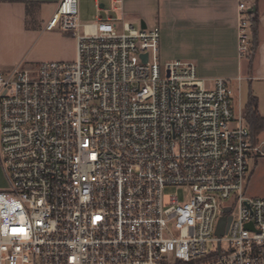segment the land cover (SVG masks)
Returning <instances> with one entry per match:
<instances>
[{
    "label": "built area",
    "instance_id": "built-area-1",
    "mask_svg": "<svg viewBox=\"0 0 264 264\" xmlns=\"http://www.w3.org/2000/svg\"><path fill=\"white\" fill-rule=\"evenodd\" d=\"M44 29L74 39L72 62L0 71V264H264V197L244 192L264 139L234 119L227 80L161 64L158 27L82 23L78 0ZM167 187L190 195L165 203Z\"/></svg>",
    "mask_w": 264,
    "mask_h": 264
},
{
    "label": "crops",
    "instance_id": "crops-1",
    "mask_svg": "<svg viewBox=\"0 0 264 264\" xmlns=\"http://www.w3.org/2000/svg\"><path fill=\"white\" fill-rule=\"evenodd\" d=\"M59 1L0 0V71L8 72L20 64L74 60V39L44 29ZM239 1L247 9L254 6L255 12L249 16L257 19L256 27L250 26V52L242 58L236 50ZM78 16L82 23L111 22L117 30L122 23L135 29L158 27L159 59L181 56L192 61L207 84L218 78L227 80L237 92L232 102L233 113L239 105L237 118L249 97H254L264 119V0H78ZM263 139L264 125L252 138V146ZM244 192L251 198L264 197V146L260 154L250 153Z\"/></svg>",
    "mask_w": 264,
    "mask_h": 264
},
{
    "label": "rangeland",
    "instance_id": "rangeland-1",
    "mask_svg": "<svg viewBox=\"0 0 264 264\" xmlns=\"http://www.w3.org/2000/svg\"><path fill=\"white\" fill-rule=\"evenodd\" d=\"M170 51V53L171 54H173V55H175V54H177V53H174L173 51H171V50H169ZM178 51V50H177ZM160 58V57H159ZM160 60V63L161 64H163V63H165V62H169V61H180V62H190V63H193L192 61H187V60H184V59H182V57L181 56H177L176 58H174V59H170V60H168V61H164V60H161V59H159ZM194 64V63H193ZM230 89H231V91H232V95H233V98L234 99H236V97H237V92H236V90L235 89H233V88H231V86H230ZM238 104V103H237ZM236 104V106H235V110H234V119L235 120H237L236 118H237V110H238V107H239V105H237ZM235 124H236V122L235 121H233L231 124H230V126L231 127H234L235 126ZM7 178H6V174H5V172H4V169H3V167H2V165H1V163H0V191H3V190H5L6 188H7ZM189 195H190V193H189V191L186 189V188H175V187H167L166 189H165V191H164V201H165V203L168 201V199H169V197H172V196H174V197H176L177 199H178V201L179 202H184L185 200H187L188 199V197H189ZM228 204H232V201H228L227 202Z\"/></svg>",
    "mask_w": 264,
    "mask_h": 264
},
{
    "label": "trees",
    "instance_id": "trees-1",
    "mask_svg": "<svg viewBox=\"0 0 264 264\" xmlns=\"http://www.w3.org/2000/svg\"><path fill=\"white\" fill-rule=\"evenodd\" d=\"M252 1L256 2L257 0ZM249 22L251 27H256V17L250 16ZM241 118L249 126V130L251 131V133L249 132L251 137V144L254 145V143L252 142V138L256 137V135L262 130L264 125V119H262L257 112L256 99L254 97H249L247 103L242 109Z\"/></svg>",
    "mask_w": 264,
    "mask_h": 264
},
{
    "label": "water",
    "instance_id": "water-1",
    "mask_svg": "<svg viewBox=\"0 0 264 264\" xmlns=\"http://www.w3.org/2000/svg\"><path fill=\"white\" fill-rule=\"evenodd\" d=\"M254 12H255V8H254V6H251L249 9H247V13L250 14V15H253ZM142 58L145 59V56H143ZM227 211H228L227 209L224 210V212H227ZM224 226H225V222H224V220L222 219V220L220 221V223H219V226H218V228H217V232H216L218 236H221V235L223 234L224 229H225Z\"/></svg>",
    "mask_w": 264,
    "mask_h": 264
}]
</instances>
